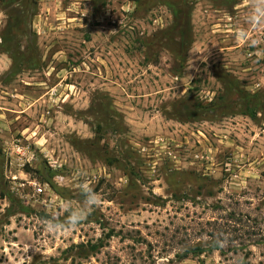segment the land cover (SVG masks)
<instances>
[{"label": "rangeland", "instance_id": "374dc122", "mask_svg": "<svg viewBox=\"0 0 264 264\" xmlns=\"http://www.w3.org/2000/svg\"><path fill=\"white\" fill-rule=\"evenodd\" d=\"M0 264H264V0H0Z\"/></svg>", "mask_w": 264, "mask_h": 264}, {"label": "built area", "instance_id": "2783aa9c", "mask_svg": "<svg viewBox=\"0 0 264 264\" xmlns=\"http://www.w3.org/2000/svg\"><path fill=\"white\" fill-rule=\"evenodd\" d=\"M33 156H34V154H33ZM32 158V157H31ZM29 160V159H28ZM40 190H41V188H39Z\"/></svg>", "mask_w": 264, "mask_h": 264}]
</instances>
